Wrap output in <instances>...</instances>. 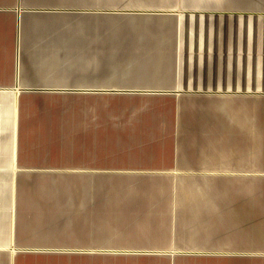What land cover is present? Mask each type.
<instances>
[{
  "label": "crops",
  "instance_id": "crops-1",
  "mask_svg": "<svg viewBox=\"0 0 264 264\" xmlns=\"http://www.w3.org/2000/svg\"><path fill=\"white\" fill-rule=\"evenodd\" d=\"M123 1L112 4L117 7L111 15L118 37L121 32H130L129 27L155 26L152 28L158 33L153 36L157 38L151 35L152 39L147 40V36L150 38L147 32L148 35L142 34L143 39L134 44L135 48L128 46L130 61L126 67L135 66L132 71L138 74L136 79L142 80L141 86L123 83L100 91L171 97L167 119L159 125L162 130L159 135H137L141 137L137 141H133L136 139L133 135L118 131L111 139L112 159L134 161L112 168H80L77 181L63 178L62 182L51 174H42L43 169H30L28 159L9 166L10 172L5 173L3 171L8 169L5 159H18L19 146L24 142L16 124L20 125L26 118L19 113L17 104L13 101L8 104L7 97L0 94V232L4 233L7 228V244L13 239L25 238L26 232L40 231L37 225L49 218V214L40 209L45 202L60 200L63 204L86 205L91 208V215L103 217L106 201L114 208H144L145 215L158 217L160 225H164L161 232L166 233L164 239L169 242L159 248L185 250L188 247L181 241L190 238L188 233L195 231L192 225L200 223L197 219L203 209L215 208L221 201L214 184L199 182L196 177L209 176L217 167L228 170L226 175H242L241 170L254 164L260 166L258 161L264 160V0ZM163 17L169 18L163 20L165 23L170 20V25L164 26L160 19ZM135 20L138 21L135 23ZM51 21L34 19L23 31L22 41L27 43L29 63L35 70L80 72L84 67L96 70L101 52L94 49L95 46L83 50V45L79 53L73 51V31L68 39L61 34L51 38V31L57 30L55 26L51 29L55 20ZM8 23L7 19L0 18V70L7 68L12 57L8 49L12 46L8 40ZM94 26L96 33L98 23ZM133 35L129 33V43ZM96 37L89 41L97 42ZM84 40L81 39L80 44ZM111 55L112 52L106 54L110 62ZM120 78L132 80L134 77L123 75ZM80 126L72 125L71 132H62L64 137H80ZM79 143L81 148L83 142ZM103 147L104 143L101 154ZM68 167L76 168L71 164ZM16 170L19 171L14 177ZM35 170L39 172L33 174ZM62 184L61 195H58L61 191L50 192ZM2 192L7 194L4 202ZM225 200L222 195V201ZM4 213L9 226L2 219ZM68 216L64 215V219ZM31 218H37L35 224ZM90 219L93 223L94 218ZM69 221L66 223L71 226L66 232L83 226L81 221ZM80 234L82 230L76 236L88 238ZM8 252L0 251V255L8 257V263L13 254H32L16 248ZM176 255L173 260L185 254ZM4 257L0 258L1 264Z\"/></svg>",
  "mask_w": 264,
  "mask_h": 264
},
{
  "label": "rangeland",
  "instance_id": "rangeland-1",
  "mask_svg": "<svg viewBox=\"0 0 264 264\" xmlns=\"http://www.w3.org/2000/svg\"><path fill=\"white\" fill-rule=\"evenodd\" d=\"M113 2L124 3L123 0H0V18L9 21L7 34L9 44L12 45L8 47L12 52L9 58L11 62L6 65L7 68L0 70V94L7 97L8 104L12 101L17 104L19 113L26 118L20 125L18 123L19 126L16 124L20 139L24 141L19 146L18 159H5L8 169L3 172L9 173V166L28 159L30 169H43L40 171L42 174H51L62 179V182L65 178L77 181L80 168H112L113 165L134 161L112 159L111 139L118 131L133 135L136 138L133 141L141 138L137 135H159L162 130L159 125L167 119L166 110L171 97L117 95L100 91L123 83H130L133 87L141 86L139 84H142V80L136 79L138 74L132 71L135 66L126 67L130 61L127 59L129 51L135 48L136 42L143 39V35L149 33L150 38L147 36L146 39L150 40L151 35L156 36L158 33L153 30L155 26H137L129 27L130 32H121L118 37L111 15L117 8L112 6ZM34 19L46 23L55 20L51 29L55 26L57 30L51 31V38L61 34L68 39L73 31L74 39L71 43L75 52L79 53L80 45H83V50L95 46L94 49L101 52L98 68L89 70L84 67L80 72L36 71L29 63L27 43L22 41L26 24ZM160 19L164 24L169 18ZM126 20L132 21L130 18ZM95 23H98L96 33ZM131 24L134 25V22ZM167 24L170 25V20L164 26ZM129 33L134 34L131 44L128 41L131 39ZM94 36H97V42L92 43L89 40ZM155 36L153 39L157 38ZM83 38L85 40L80 44ZM87 45L90 47L86 48ZM110 52L112 62L106 56ZM131 60L135 62L134 58ZM123 75L134 78H120ZM75 124L81 125L78 129L80 137H64L63 133L71 132L70 127ZM80 141L83 142L81 148ZM102 143L103 154L100 150ZM69 164L76 168H69ZM258 164L260 166L254 164L241 170L242 175H226L224 173L228 170L217 167L210 171L212 174L209 176L196 177L199 182L214 184L217 194L221 195L218 206L203 209V217L197 219L196 215L195 220H200V223L192 225L195 231L188 233L190 238L181 241L183 246L189 248L181 251L202 253L180 255L184 257H175L173 260L172 253L156 252L166 251L159 247L166 245L169 240L164 239L166 233L161 232L164 225H160L158 217L145 215L144 208H114L105 201L101 217L91 215V208L86 205H64L60 200H54L41 204L40 209L46 211L49 218L43 220L45 223L37 225L41 227L40 231L32 234L26 232L25 238L13 239L9 244L5 234L7 228L5 232L2 230L4 233L0 232L1 252H13L15 248L32 252L16 256L13 254L12 258L9 256V263L8 257L0 255V258L4 257L2 264H264V160L258 161ZM37 172L32 171L33 174ZM63 185L57 189L52 188L50 192L61 191L60 194L57 192L61 195ZM74 187L78 188L77 182ZM222 195L226 197L225 201H222ZM6 196V192H2L3 202ZM4 215L2 219L9 226ZM64 215L68 216V219L65 217L66 222H70V219L71 222L83 219V226H79L80 229L76 226L77 233L71 230L66 232L71 225L65 222ZM92 217L93 223L90 219ZM31 219L35 224L37 218ZM79 230H82L81 236L88 238L76 236ZM69 233L72 236L69 237Z\"/></svg>",
  "mask_w": 264,
  "mask_h": 264
},
{
  "label": "water",
  "instance_id": "water-1",
  "mask_svg": "<svg viewBox=\"0 0 264 264\" xmlns=\"http://www.w3.org/2000/svg\"><path fill=\"white\" fill-rule=\"evenodd\" d=\"M98 251H111V252H129V251H125V250H98ZM130 252H135V251H130ZM158 253H174V254H199L202 252H198V251H156Z\"/></svg>",
  "mask_w": 264,
  "mask_h": 264
}]
</instances>
